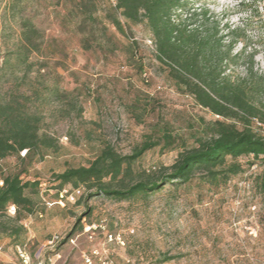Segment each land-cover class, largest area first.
Here are the masks:
<instances>
[{
    "label": "rangeland",
    "instance_id": "rangeland-1",
    "mask_svg": "<svg viewBox=\"0 0 264 264\" xmlns=\"http://www.w3.org/2000/svg\"><path fill=\"white\" fill-rule=\"evenodd\" d=\"M90 2L94 8L84 17L77 0H0V98L36 91L40 100L29 103L30 111L41 118L39 135L53 141L43 157L28 152L22 160L14 155L2 164L7 175L23 171V182H40L50 190L45 199L53 203L45 209L37 190H26L33 212L19 222L25 231L17 242H26L31 256L44 264H79L93 251L95 261L113 264H264V207L255 185L262 165L251 156L233 161L240 173L224 183H209L206 171L196 169L189 181L166 184L147 196L115 201L83 186L74 202L64 208L55 203L53 177L88 166L103 147L130 155L148 136L157 140L167 132L177 141L174 147L144 153L127 182L154 180L185 148L208 139L204 126L215 119L178 88L168 67L156 59L143 23L119 18L127 34L122 36L106 19L113 0ZM184 2L178 18L201 36L213 34L217 24L222 52L232 42L231 30L245 37L222 63L223 76L245 79L252 54V72L264 77V0ZM24 21L37 29L41 42L39 53L29 55L28 68L16 66ZM252 100L259 107L264 92H252ZM13 217L10 208L0 215V264H19L8 236ZM90 225L96 229L84 234ZM71 232L74 243L59 246ZM108 235L122 244L109 242ZM54 236L60 241L50 251L44 246Z\"/></svg>",
    "mask_w": 264,
    "mask_h": 264
},
{
    "label": "trees",
    "instance_id": "trees-1",
    "mask_svg": "<svg viewBox=\"0 0 264 264\" xmlns=\"http://www.w3.org/2000/svg\"><path fill=\"white\" fill-rule=\"evenodd\" d=\"M90 1L77 0L76 7L84 17H89L91 8H94ZM186 5L184 0H113L106 19L122 36L127 34L119 18L127 24L145 25L151 34L156 59L168 67L178 88L215 118L204 126L208 139L200 138L197 147L185 148L169 168L162 169L156 179L131 183L127 179L132 176L133 164L144 153L155 147H159L162 152L171 149L176 139L167 132H163L157 140L148 136L130 155L125 156L107 145L88 166L70 167L55 175L51 181L53 190L85 186L95 188L106 198L126 201L156 193L164 185L175 181L185 183L196 169L206 171L207 182L224 183L240 173L239 164L233 161L251 156L262 165L260 174L255 178V185L264 207V134L252 128L253 120L264 123V102L256 107L252 100V92H264V77L252 72V54L248 59V76L245 79L230 80L223 76L222 63L234 44L245 37L231 30L232 42L227 51L222 52L220 39H216L217 24L213 34L205 33L201 36L197 29L188 28L178 18L177 13L184 11ZM203 15L206 16V13L203 12ZM38 39L37 29L30 22L24 21L16 66H30L29 55L39 53L41 48ZM130 45L133 50L136 42L132 41ZM53 92L56 95V90ZM32 100H40L36 91L30 95L10 93L0 98V179L3 181L0 187V215H5L10 207L14 208V217L11 218L13 228L9 232L7 229L1 231L8 232V236L13 238V248L24 243L17 242L25 231L19 222L24 215L33 212V201L25 192L30 189L38 193L40 182H23L20 178L23 171L7 175L2 164L6 158L14 155L22 160L19 157L22 150H27L26 154L29 152L30 156L41 153L40 157H43L42 151L53 146L51 138L39 135L41 118L36 112L30 111L29 103ZM228 159L232 163L226 164ZM78 224L79 220L74 227ZM72 235L73 232L69 233L59 246L67 243Z\"/></svg>",
    "mask_w": 264,
    "mask_h": 264
},
{
    "label": "built area",
    "instance_id": "built-area-1",
    "mask_svg": "<svg viewBox=\"0 0 264 264\" xmlns=\"http://www.w3.org/2000/svg\"><path fill=\"white\" fill-rule=\"evenodd\" d=\"M253 124L255 128L261 133L264 134V123H261L257 120H253ZM27 150H22L19 152V157L23 158L26 155ZM3 181L0 179V187H2ZM81 188L77 189H71L67 190L66 188H63L62 190H55V196H56V201L55 203L60 207L64 208L66 203H72L74 202L75 198L80 194ZM50 190H45L42 188V185H39V199H40V204L43 206L45 209H50L53 206V203L49 202L48 200L45 199V193L49 192ZM10 212L14 214V208L10 207ZM39 217H41V214H39ZM96 226H85L84 227V234L88 235L91 231L95 230ZM89 239H91V236H88ZM107 240L109 242L115 241L117 243L122 244L119 241L118 237H113L112 235L107 236ZM59 237L54 236L51 240H49L46 245L44 246L48 250L52 251L56 244L59 242ZM68 243L73 244V238H69L67 240ZM14 252L17 255L19 264H44L42 260H40L39 257L33 258L31 254L28 251V244L25 242L21 245H17L13 248ZM55 256H58L56 253ZM98 254L96 251L91 252V255L83 254L81 258V262L79 264H113L111 260H101L100 258L95 261L94 257H97Z\"/></svg>",
    "mask_w": 264,
    "mask_h": 264
}]
</instances>
